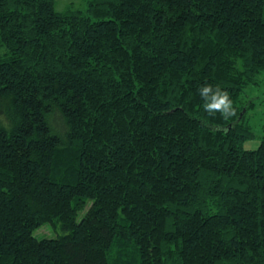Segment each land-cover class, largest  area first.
<instances>
[{"label":"trees","instance_id":"16d2710c","mask_svg":"<svg viewBox=\"0 0 264 264\" xmlns=\"http://www.w3.org/2000/svg\"><path fill=\"white\" fill-rule=\"evenodd\" d=\"M56 2L0 0V264H264V0Z\"/></svg>","mask_w":264,"mask_h":264},{"label":"rangeland","instance_id":"374dc122","mask_svg":"<svg viewBox=\"0 0 264 264\" xmlns=\"http://www.w3.org/2000/svg\"><path fill=\"white\" fill-rule=\"evenodd\" d=\"M86 5V0H57L55 8L62 10L65 7L81 8ZM5 51L4 46L0 44V54ZM241 99L247 105V110L244 114V120L247 127L254 133L251 140L245 142L244 147L255 148L260 138L264 135V70L258 73L254 83L246 85ZM243 111L240 113L242 115ZM84 214V211L79 212L78 219ZM63 231L59 227L52 226L46 222L33 230V235L38 238H53Z\"/></svg>","mask_w":264,"mask_h":264},{"label":"clouds","instance_id":"9594fccd","mask_svg":"<svg viewBox=\"0 0 264 264\" xmlns=\"http://www.w3.org/2000/svg\"><path fill=\"white\" fill-rule=\"evenodd\" d=\"M200 95L207 99V94L211 91L210 86H204L201 89H199ZM215 99V97H213ZM230 101L228 100L227 94L222 93L221 97L219 99V102L217 103H206L203 105L204 110L206 112H209V114L213 113V110H220L224 118H227L231 115L230 111Z\"/></svg>","mask_w":264,"mask_h":264}]
</instances>
